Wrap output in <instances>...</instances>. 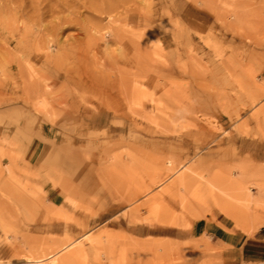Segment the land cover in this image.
Segmentation results:
<instances>
[{
	"label": "rangeland",
	"instance_id": "rangeland-1",
	"mask_svg": "<svg viewBox=\"0 0 264 264\" xmlns=\"http://www.w3.org/2000/svg\"><path fill=\"white\" fill-rule=\"evenodd\" d=\"M262 194L264 0H0V264H215Z\"/></svg>",
	"mask_w": 264,
	"mask_h": 264
},
{
	"label": "crops",
	"instance_id": "crops-1",
	"mask_svg": "<svg viewBox=\"0 0 264 264\" xmlns=\"http://www.w3.org/2000/svg\"><path fill=\"white\" fill-rule=\"evenodd\" d=\"M204 191L211 192L207 188ZM260 197L264 198V194ZM216 202L218 201L210 204L217 208L224 217L233 221L236 226H244L246 221L244 210L240 211L235 208V215L232 216L225 213ZM211 205L210 207L208 205L207 210L211 208ZM261 216L262 222L258 225L250 219V231L234 229L231 224H227L226 220L208 219L195 223L191 232L209 239V243L216 249L215 264H264V212Z\"/></svg>",
	"mask_w": 264,
	"mask_h": 264
},
{
	"label": "bare ground",
	"instance_id": "bare-ground-1",
	"mask_svg": "<svg viewBox=\"0 0 264 264\" xmlns=\"http://www.w3.org/2000/svg\"><path fill=\"white\" fill-rule=\"evenodd\" d=\"M219 178H221V176H219ZM226 180V181H225ZM213 179L210 181V188L212 189H216L218 191V194H220V198L218 200V205H220V207L222 208V210L229 214V215H235V211H236V207L235 204L237 203L235 198H238L237 195L240 193V187H238V185L236 184V182L234 181V179H232L231 177L228 176L227 179ZM223 196L225 198H223ZM234 196V197H233ZM236 196V197H235ZM248 197V196H247ZM231 198H233L234 203L233 204L231 201ZM230 200V201H229ZM153 201V200H152ZM155 204V203H152ZM156 206H154L155 208ZM238 208V207H237ZM153 209V206H152ZM199 209V208H197ZM240 209V208H239ZM202 211V210H201ZM243 211V210H242ZM192 212V211H191ZM203 212V211H202ZM239 212V211H238ZM241 214V213H240ZM246 215V214H245ZM236 217V216H235ZM234 219V218H233ZM235 221V220H234ZM250 223V222H249Z\"/></svg>",
	"mask_w": 264,
	"mask_h": 264
}]
</instances>
